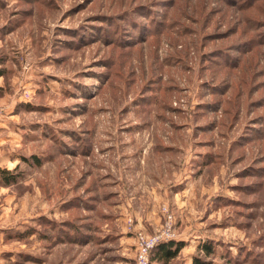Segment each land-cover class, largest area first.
Returning <instances> with one entry per match:
<instances>
[{"label":"rangeland","instance_id":"1","mask_svg":"<svg viewBox=\"0 0 264 264\" xmlns=\"http://www.w3.org/2000/svg\"><path fill=\"white\" fill-rule=\"evenodd\" d=\"M168 212L151 264H264V0H0V264H134Z\"/></svg>","mask_w":264,"mask_h":264},{"label":"trees","instance_id":"2","mask_svg":"<svg viewBox=\"0 0 264 264\" xmlns=\"http://www.w3.org/2000/svg\"><path fill=\"white\" fill-rule=\"evenodd\" d=\"M102 184H100L101 187ZM105 199L108 198V195H105ZM72 202V201H71ZM82 207L86 208L85 206L81 205ZM72 222V221H71ZM67 222L65 225L69 226L70 229H74L73 231H70V229L63 230V228L56 224V228H58L57 235L61 240H70L72 242H81V243H88L90 239V230H91V222L88 220L81 221L78 226H76L74 223ZM63 233H65L63 235ZM183 243L181 241L170 239L167 241H162L158 243L157 246L152 250L151 257H150V264L151 261L154 258L160 259V260H169L176 255H178ZM201 247L206 250L207 254H210L213 252V247L211 244L204 243L201 245ZM194 264H210L208 261H202L198 257L194 258Z\"/></svg>","mask_w":264,"mask_h":264},{"label":"built area","instance_id":"3","mask_svg":"<svg viewBox=\"0 0 264 264\" xmlns=\"http://www.w3.org/2000/svg\"><path fill=\"white\" fill-rule=\"evenodd\" d=\"M163 225L154 233H146L142 229L136 231V257L134 264H150L151 252L162 241L173 239L175 236L173 215L167 213ZM132 225V219L129 220Z\"/></svg>","mask_w":264,"mask_h":264},{"label":"crops","instance_id":"4","mask_svg":"<svg viewBox=\"0 0 264 264\" xmlns=\"http://www.w3.org/2000/svg\"><path fill=\"white\" fill-rule=\"evenodd\" d=\"M140 224L143 226V229L145 228L147 230L146 225H148V222H145L144 224L140 222ZM141 225H139V227H142ZM148 226H149V230L148 231H150V232L154 231L153 225H152V227H150V225H148Z\"/></svg>","mask_w":264,"mask_h":264}]
</instances>
